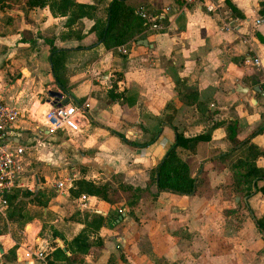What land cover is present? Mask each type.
Returning a JSON list of instances; mask_svg holds the SVG:
<instances>
[{"label":"crops","instance_id":"1","mask_svg":"<svg viewBox=\"0 0 264 264\" xmlns=\"http://www.w3.org/2000/svg\"><path fill=\"white\" fill-rule=\"evenodd\" d=\"M126 1L135 10L143 7L154 14L164 27H144L135 40L123 43L124 52L103 47L96 30L79 39H61L64 16L51 15L46 5L0 6V80L3 66L15 75L0 97L23 115L20 139L31 140L37 129L57 139V161L74 163L76 179L104 181L117 175L121 182L143 186L176 132L207 133L192 151L176 146L194 176L195 189L189 194L159 190L155 197L144 192L136 218L124 213L122 202L117 207L122 217L114 221L110 215L117 208L93 195H85L82 205L81 194L72 196L62 186L40 205L39 214L17 227L19 239L9 231L0 233V255L17 245L15 258L4 264H48L47 259L65 264L55 248L68 254L66 242L81 224L66 218L64 229L59 221L62 213L73 210L107 215L98 230L102 249L79 264H264V237L254 223L264 211V193L254 186L264 178L252 180L248 195L239 194L229 169L231 160L253 144L259 150L255 164L264 170V0ZM210 3L214 8L207 10ZM102 15L99 10V23ZM228 20L230 27L224 28ZM91 23L82 18L83 32ZM50 44L65 50L60 84L51 71ZM54 92L67 93L72 98L66 103L82 106L86 118L80 117L78 131L52 132L39 122V108L52 102ZM228 119L235 122V138L247 139L231 153L221 123ZM257 126L262 127L250 135ZM26 155L24 151L27 167ZM33 169H27L33 175L31 190L40 187ZM55 223L57 233L49 228ZM41 246H46L45 255L37 258L33 252Z\"/></svg>","mask_w":264,"mask_h":264},{"label":"trees","instance_id":"2","mask_svg":"<svg viewBox=\"0 0 264 264\" xmlns=\"http://www.w3.org/2000/svg\"><path fill=\"white\" fill-rule=\"evenodd\" d=\"M99 2L93 4L83 0H0V6L13 5L17 8H30L46 5L51 15L64 16L63 30L59 32L61 39H79L86 33L96 30V41H99L107 49L135 40L139 36L146 22L135 12L131 3L126 0H108L100 8L98 6ZM227 4L232 10V5ZM99 10L103 13L100 23L95 19ZM261 11L264 10L262 9ZM82 18L92 20L86 32L82 30ZM105 21H107L106 27H104ZM49 51V61L54 81L60 84L58 74L63 69L65 50L50 44ZM112 86L113 84H111L109 90H111ZM184 89L186 95L191 93L188 87ZM194 100L192 99L191 101ZM221 123L224 125L225 136L230 141L229 151L231 153L237 148V144L242 143L241 141L244 143L247 139L235 138L234 120L228 119L221 121ZM261 127L257 126L250 132V135L259 131ZM208 137L207 133L184 136L180 132H176L173 144L167 148L159 162L149 168L147 179L143 186L121 182L117 175H112L111 180L104 181L80 177L75 180L73 188H69L68 191L72 196L79 194L93 195L107 204L115 203L114 197L118 192H121L124 194V213L136 218L135 214L139 213V199L144 192L151 195V197H155L159 190H169L179 194H189L194 191L196 184L194 176L189 174L188 165L177 154L176 146L185 147L192 151L196 141L205 140ZM244 152L231 160L229 169L231 170L232 185L235 192L248 195L252 180L254 179L255 182L257 179L264 178V170L255 164V158L259 154V150L255 145L248 144ZM228 153H223L221 157H225ZM150 187H153L154 191ZM254 187L264 193V182L258 187ZM52 195H45L41 189H37L34 192L31 189H15L11 193L5 194L6 205L4 214L6 220L21 228L27 221L39 214V211L30 209L26 204L31 202L37 205H45ZM119 215V213H116L110 215V217L114 221H118L117 217ZM106 218L107 215H102L93 210H73L67 216V219L79 222L81 226L66 242L65 249L68 254H65L59 247L55 248V252L59 253L65 264H79L84 261L85 255L91 253L97 255L99 253L103 243L102 238L98 235V230L105 223ZM254 223L264 237V211L260 217L254 219ZM4 230L5 226L3 225L0 233ZM16 247V243H13L1 253L0 256L3 261L1 260L0 264L15 258ZM111 259L112 257H109L105 263H109ZM47 263L51 262L47 259Z\"/></svg>","mask_w":264,"mask_h":264},{"label":"built area","instance_id":"3","mask_svg":"<svg viewBox=\"0 0 264 264\" xmlns=\"http://www.w3.org/2000/svg\"><path fill=\"white\" fill-rule=\"evenodd\" d=\"M193 0H184V2H192ZM207 10H212V3L205 5ZM135 12L145 20V27L153 30H160L164 24L157 20L154 14L147 12L143 7H139ZM224 28H229L230 21L223 22ZM116 48L120 52H124L123 44L117 45ZM254 64H259L257 59L253 60ZM82 106L68 103H60L58 100L48 104L43 110L42 118L46 128L50 131L66 130L76 132L79 130L80 117L82 116ZM23 115L12 104L3 101L0 97V215L4 216V208L6 205L5 194L11 193L15 189H29L33 185V175L27 171L24 165L23 156L26 148L31 147V141H23L20 139L21 127L17 124V120ZM14 136L17 141L11 139ZM27 174L32 176V179L27 180ZM66 182V177L63 180H57L55 185L62 187ZM68 182L67 184H69ZM66 184V185H67ZM86 196L81 194V204L84 205ZM122 209L117 208V213H121ZM46 246L39 247L33 252L37 258H42L45 255Z\"/></svg>","mask_w":264,"mask_h":264},{"label":"rangeland","instance_id":"4","mask_svg":"<svg viewBox=\"0 0 264 264\" xmlns=\"http://www.w3.org/2000/svg\"><path fill=\"white\" fill-rule=\"evenodd\" d=\"M83 26L85 28L86 23H83ZM2 69L4 70V78H3V80H0V90H2L5 83L10 82V79H13L15 76V75H13L14 71L12 69H10L8 66H3ZM56 86L57 85H53L51 88L56 89ZM43 96L49 97L46 93H44ZM39 110H41V112L39 111L38 114L40 113L39 115H42L43 110H44L43 106L41 108H39ZM82 117L86 118V114L83 113ZM19 120H17V123L21 126V128L24 127L23 122H19ZM39 122H41L42 126L45 127V125L43 123V118H41L39 120ZM17 133L20 134V136L22 137L21 132L19 133V131H18ZM63 136H64V138H67V135H63ZM31 140H32L31 144H34V145L32 147L26 148L25 152L28 155L32 151L33 155L30 156V158H28L26 155V161H28V160L30 161L26 168L28 170L31 167L34 168L33 172L36 174V176L38 178V183L40 185V187H38V188H33L32 189L33 192L36 191L37 189H41V190H43L45 195L59 193L61 188L57 187L55 185V182L57 180H63L64 177H66V182L63 185L62 189L73 188L76 177H74L72 175V170H73V166H76V165L74 163H66V162L61 163V164L58 163L57 159L60 158V156H59L60 152L58 150H54V146L56 144H58L59 141L57 139H54V138L48 139L45 135H43L41 130H38V129H37L36 134L34 135V137ZM47 156H49V157H47ZM50 158H52V160H49ZM63 168L67 169L66 171H64V173L61 171ZM27 179L29 181V179H32V176H30V174H27ZM68 182H70L69 187L64 188V186ZM24 189H26V188H24ZM114 198H115V203L109 204V205H112L109 208L113 207L114 209H112V210L115 211V209L118 206H120L119 204H121L123 202L124 194L121 192H118ZM74 203H77V201L74 200ZM32 204L33 203L28 202L26 204V206L29 207L30 209H35L37 211L40 210V207H41L40 205H37V204L32 205ZM68 212L62 213V216H61L62 219L59 221V224L62 223V226L64 229H66V218L68 216ZM3 225L5 226L4 231H9V233L11 234V236L14 239H19V236H18V233L16 230L17 227L15 225L13 226V223H10L6 220L5 214H4V216L0 215V229ZM24 226H25V224H24ZM49 228H51V230H55L56 233L58 231L56 223H55L54 228L52 226H50ZM72 228H73V226H72ZM1 244L2 243L0 242V245ZM88 259H90V257H88ZM37 260L42 261L41 259H37Z\"/></svg>","mask_w":264,"mask_h":264},{"label":"water","instance_id":"5","mask_svg":"<svg viewBox=\"0 0 264 264\" xmlns=\"http://www.w3.org/2000/svg\"><path fill=\"white\" fill-rule=\"evenodd\" d=\"M106 25H107V21H105V25H104V27H106ZM53 96H54V99L52 100V102L58 100V102H60V103H66L67 100H68L69 98H72V97H71L69 94H67V93H65L64 95H62V94L59 93V92H54V93H53ZM11 139H12V140H16L15 137H12ZM121 217H122V215H119V216H118V218H121Z\"/></svg>","mask_w":264,"mask_h":264}]
</instances>
